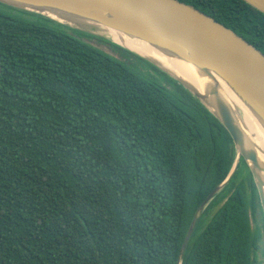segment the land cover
I'll use <instances>...</instances> for the list:
<instances>
[{"label":"trees","instance_id":"trees-1","mask_svg":"<svg viewBox=\"0 0 264 264\" xmlns=\"http://www.w3.org/2000/svg\"><path fill=\"white\" fill-rule=\"evenodd\" d=\"M179 1L264 53V13L246 1ZM0 61V264L262 263L264 213L243 158L181 253L237 153L175 79L1 3Z\"/></svg>","mask_w":264,"mask_h":264},{"label":"water","instance_id":"water-1","mask_svg":"<svg viewBox=\"0 0 264 264\" xmlns=\"http://www.w3.org/2000/svg\"><path fill=\"white\" fill-rule=\"evenodd\" d=\"M244 1L264 13V0ZM0 3L108 39L146 59L187 89L230 133L237 153L235 165L227 180L200 206L182 254L201 212L228 183L241 158L253 175L264 213V163L260 150L242 123V111L234 108L223 94V88L233 92L264 129V53L255 45L210 15L179 0H0ZM117 33L144 41L192 65L206 80L204 93L196 92L154 60L115 42Z\"/></svg>","mask_w":264,"mask_h":264},{"label":"bare ground","instance_id":"bare-ground-1","mask_svg":"<svg viewBox=\"0 0 264 264\" xmlns=\"http://www.w3.org/2000/svg\"><path fill=\"white\" fill-rule=\"evenodd\" d=\"M116 35L114 36L115 42L122 44L123 46L128 47L131 50L154 60L161 67L165 68L174 76L187 83L196 92L204 93L206 80L192 65L185 63L174 56L162 53L155 47L139 39H135L120 33H117ZM223 94L226 96L227 100H229L234 108L242 111V123L246 128L248 134L254 136L252 140L260 150V157L262 162L264 163L263 127L259 124L255 116L241 102V100L233 94V92L226 88H223Z\"/></svg>","mask_w":264,"mask_h":264},{"label":"rangeland","instance_id":"rangeland-1","mask_svg":"<svg viewBox=\"0 0 264 264\" xmlns=\"http://www.w3.org/2000/svg\"><path fill=\"white\" fill-rule=\"evenodd\" d=\"M103 47L105 48V49H107V50H110L111 51V49H110V47L108 46V45H104L103 44ZM118 55V54H117ZM119 56V55H118ZM130 60V61H129ZM128 61L129 62H132L133 64H134V66L135 67H137L143 74H145V75H150L151 77H153V78H157V79H160V81H163L162 79H161V77L156 73V72H154V71H152L151 69H149V68H147V67H145V66H143V65H141L140 63H137L138 61L137 60H135L134 58H130V59H128ZM168 86V85H167ZM260 260H261V264H264V252H261L260 253Z\"/></svg>","mask_w":264,"mask_h":264}]
</instances>
